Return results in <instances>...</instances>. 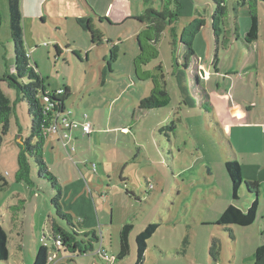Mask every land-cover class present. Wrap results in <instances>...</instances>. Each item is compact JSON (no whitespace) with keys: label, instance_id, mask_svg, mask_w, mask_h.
Wrapping results in <instances>:
<instances>
[{"label":"rangeland","instance_id":"rangeland-1","mask_svg":"<svg viewBox=\"0 0 264 264\" xmlns=\"http://www.w3.org/2000/svg\"><path fill=\"white\" fill-rule=\"evenodd\" d=\"M82 2L91 17L74 14L80 12L77 1L58 0L57 12L68 16L37 18L34 30L29 18L23 25L30 64L46 90L63 98L68 94L60 96V91L69 86L70 120L93 124L85 139L81 129L67 130L69 138L59 142L49 137L44 159L63 186V210L80 222V229L96 230L100 239L86 254L52 249V224L72 229L57 213V190L42 176L45 170L36 157L29 156L21 170V145L26 147L34 117L18 87L3 81L12 114L0 149V171L9 183L0 189V224L9 236L10 256L0 264H34L43 237L53 254L50 264H140L137 236L151 223L158 227L148 239L143 264H254L256 250L264 245V199L252 226L231 227L234 238L217 224L234 198L225 166L230 134L216 105L217 93L231 89L235 79L232 90L241 95H248L250 81L264 79V2L225 0L218 44L213 0H179V16L158 40L152 25L138 15L150 7L161 10V0ZM177 6L174 0L172 9ZM250 9L259 16L258 40L247 34ZM0 14V76L17 77L8 0H0ZM89 20L99 43L93 44L84 27ZM194 21L204 24L192 37L191 55L181 39L190 38L185 27ZM152 97L163 107L141 110V101ZM51 141L54 151L47 146ZM242 187L234 202L249 208L248 182ZM127 223L133 224L130 252L119 260L120 232ZM213 238L221 242L218 261L210 255Z\"/></svg>","mask_w":264,"mask_h":264},{"label":"trees","instance_id":"trees-1","mask_svg":"<svg viewBox=\"0 0 264 264\" xmlns=\"http://www.w3.org/2000/svg\"><path fill=\"white\" fill-rule=\"evenodd\" d=\"M174 0H161L162 9L158 10L155 7H150L145 10L144 14L138 16V20L142 22H149L155 33L156 40L161 36L169 24H171L174 19H176L179 14L177 9L180 7L179 0H175L178 3L176 10L172 9ZM216 3V8L212 18V27L214 34L216 36V43H219V37L221 33V24L223 18L227 14V6L225 0H213ZM264 2V0H258ZM146 3L152 2V0H145ZM9 12H10V29L11 36L15 43L16 49V63L14 70L17 74V77L14 74H6L0 76V149L4 141V135H6L10 128L12 106L11 101L5 92L1 88V82L8 81L10 85L18 87L20 94L23 98L27 99L30 106V113L34 117V123L31 130V135L25 143L26 147L21 145L22 149V162L21 170H24L25 165L29 163V156H34L37 159V163L40 167H43L45 172L43 177L48 179L53 188L57 190V195L53 200L54 204L57 207V213L59 216L68 222L71 227V231L63 228L57 223H53L51 227L50 238L52 240V249L56 251H70L73 253L86 254L90 251L95 250V242L99 241L100 237L96 234V230L86 231L80 229V222L74 221V216L63 210L62 199H63V186L59 182L58 177L48 169V166L44 159L45 146L49 134L46 132V115L44 114L45 102L42 100L43 96L49 97L55 105L60 107L62 111L68 112L66 108V101L68 97L72 94L69 87L65 90L61 89L63 92L68 95H64L63 98H57V93L51 95L48 93L44 79L37 74L35 68L30 64L29 54L26 48L25 42V30H24V15L22 12V0H8ZM251 16V25L248 31V36L252 40H258L260 38L259 32V16L255 9H250ZM44 21V17H42ZM1 21V14H0ZM84 23L83 19L80 20ZM85 29L88 30L93 35V44L101 42L102 40H96L95 36L98 33L91 25V21L85 22ZM203 22H192L185 27V31L190 32L191 36L189 39H184L182 36V44H186L190 47L189 53L195 55V51L192 49V37L194 33L200 30V27L203 25ZM193 27V30H189ZM176 37H178L175 34ZM55 48L57 52L61 53V47L56 44ZM27 78L28 81L21 83L19 79ZM163 97L167 96L165 90L160 91ZM62 96V93L61 95ZM141 110L144 109H156L163 107L162 102L156 101L152 98H145L141 101ZM228 144L229 141L227 140ZM229 151L233 152L229 147ZM225 166L229 177L232 182V194L234 200L239 199V191L242 190L243 185V173L242 167L238 160L230 159L225 162ZM9 185L8 180L0 171V189H5ZM261 190L260 185L257 181L248 183L246 194L249 198H253L249 208H240L235 204H231L227 207L219 221L218 225L226 226V229H231L233 225L249 227L254 224L257 220L259 212V196ZM84 224V222H83ZM157 223H151L148 227L137 236V250H138V263L143 264L146 259V253L148 249V239L157 229ZM133 224H125L120 232V252L117 256V259L122 260L130 252V241L129 234ZM231 238H234L232 230H230ZM9 236L6 233V230L0 224V260H8L10 256L9 250ZM50 246L47 244L45 237L42 238V245L38 249L35 257L34 264H50V260L53 259V254H51ZM221 254V242L217 238H213L212 244L210 247V255L214 261H218ZM254 264H264V245L259 247L254 254Z\"/></svg>","mask_w":264,"mask_h":264},{"label":"crops","instance_id":"crops-1","mask_svg":"<svg viewBox=\"0 0 264 264\" xmlns=\"http://www.w3.org/2000/svg\"><path fill=\"white\" fill-rule=\"evenodd\" d=\"M56 1L58 0H22L24 19H30L33 30L35 29L34 22L37 18L44 17V21L42 22H45L47 17L53 20L56 17L68 16L67 13L61 10L59 13L57 12ZM75 1H77L80 12L74 14H76L78 18L84 16L91 17V15L88 14V10L84 7L82 0ZM88 1L91 2V0ZM52 6L56 10L55 13L51 9ZM97 16L100 18V22H102V18L99 15ZM24 30H26V28H24ZM30 34L35 36V32L32 30H30ZM66 41L68 42L67 47L72 48L68 38ZM30 42H32V40ZM57 44L61 47L62 52V45L59 42ZM76 48L78 47H74V49ZM208 75H210V73ZM241 79L243 78L239 80ZM235 83L236 79L232 82V86L235 85ZM225 84H227V80H225ZM232 86H230L231 89L226 88L225 91L217 93L218 101L216 105V108H218L221 114L220 123L223 124L224 128L230 134V138L226 140L229 141V147L233 152L230 151L228 160L236 159L240 162L244 181L248 183L257 181L259 183L261 190L259 196L260 204L261 199H264V189L262 190L261 188V186H264V79L260 78L257 84L255 80H253V83L250 81L248 83V95H241L237 91H233ZM66 132L67 130L55 135H50V138H53L52 140L58 139L59 142L60 137L67 138L68 136L69 138V134ZM47 146H50L53 151L56 149L54 141H51ZM252 200L253 198H250L249 203H251ZM227 202L226 204H228V206L235 204L240 207V205L230 198ZM244 208L245 207L242 209ZM260 208L261 204L259 210ZM258 218L259 212L257 219Z\"/></svg>","mask_w":264,"mask_h":264},{"label":"built area","instance_id":"built-area-1","mask_svg":"<svg viewBox=\"0 0 264 264\" xmlns=\"http://www.w3.org/2000/svg\"><path fill=\"white\" fill-rule=\"evenodd\" d=\"M60 93H63V91L61 90ZM43 98L45 100L44 114L46 115L47 121V134H58L62 131L72 129H81L84 139L91 134L93 124L90 121L87 119L80 121L70 120L69 116L71 115L69 112L62 111L49 97L43 96Z\"/></svg>","mask_w":264,"mask_h":264}]
</instances>
